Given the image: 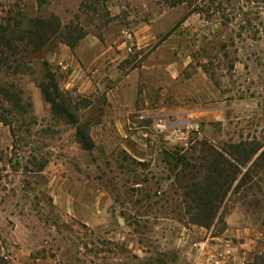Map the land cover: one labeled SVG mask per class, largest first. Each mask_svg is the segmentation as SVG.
<instances>
[{
	"label": "rangeland",
	"instance_id": "1",
	"mask_svg": "<svg viewBox=\"0 0 264 264\" xmlns=\"http://www.w3.org/2000/svg\"><path fill=\"white\" fill-rule=\"evenodd\" d=\"M201 239L264 264V0H0V264Z\"/></svg>",
	"mask_w": 264,
	"mask_h": 264
},
{
	"label": "built area",
	"instance_id": "2",
	"mask_svg": "<svg viewBox=\"0 0 264 264\" xmlns=\"http://www.w3.org/2000/svg\"><path fill=\"white\" fill-rule=\"evenodd\" d=\"M134 33L123 29L121 33L122 44L130 49L133 44ZM220 253L211 251L208 239H201L195 243V258L193 264H223Z\"/></svg>",
	"mask_w": 264,
	"mask_h": 264
},
{
	"label": "trees",
	"instance_id": "3",
	"mask_svg": "<svg viewBox=\"0 0 264 264\" xmlns=\"http://www.w3.org/2000/svg\"><path fill=\"white\" fill-rule=\"evenodd\" d=\"M53 104H55V103H53ZM61 110H64L65 111V109H64V106H61V108H60ZM70 114V113H69ZM67 115H68V113H67ZM78 134L80 135V133L78 132Z\"/></svg>",
	"mask_w": 264,
	"mask_h": 264
}]
</instances>
